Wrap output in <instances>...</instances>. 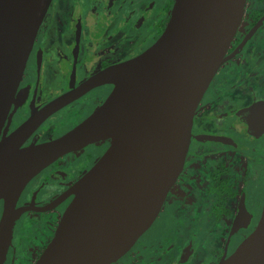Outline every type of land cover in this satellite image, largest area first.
Masks as SVG:
<instances>
[{
	"label": "flooded vegetation",
	"instance_id": "1",
	"mask_svg": "<svg viewBox=\"0 0 264 264\" xmlns=\"http://www.w3.org/2000/svg\"><path fill=\"white\" fill-rule=\"evenodd\" d=\"M175 1L52 0L0 143L55 99L150 49L165 32ZM226 57L197 108L184 168L160 214L113 264H219L257 228L264 210V0H247ZM113 89L95 86L47 116L22 147L62 137ZM68 116L76 119L69 127L63 124ZM110 145L101 141L71 152L26 185L6 264L37 262L74 200V185ZM3 210L0 199V220ZM27 227L38 230L31 242L20 238Z\"/></svg>",
	"mask_w": 264,
	"mask_h": 264
},
{
	"label": "water",
	"instance_id": "2",
	"mask_svg": "<svg viewBox=\"0 0 264 264\" xmlns=\"http://www.w3.org/2000/svg\"><path fill=\"white\" fill-rule=\"evenodd\" d=\"M52 0H0V131ZM247 0H176L146 52L91 77L48 104L0 143V264H6L26 185L61 157L111 141L73 187L74 200L35 264H113L160 214L187 158L197 108L227 60ZM106 101L62 137L22 147L43 120L95 86ZM219 264H264V210L257 228Z\"/></svg>",
	"mask_w": 264,
	"mask_h": 264
},
{
	"label": "rangeland",
	"instance_id": "3",
	"mask_svg": "<svg viewBox=\"0 0 264 264\" xmlns=\"http://www.w3.org/2000/svg\"><path fill=\"white\" fill-rule=\"evenodd\" d=\"M76 120V119H75ZM75 120H74V117L73 116H68L67 117V119L64 121V125H66V126H71L72 124L74 125L75 123ZM162 227V223H160L159 224V228H161ZM37 228H25V230L24 229H21L20 230V238H22V240H25V241H28V242H31L30 240H35L36 238H37V231L38 230H36ZM28 239V240H27ZM31 246H32V244H31ZM23 255V257L24 256H26V254L24 253V254H22Z\"/></svg>",
	"mask_w": 264,
	"mask_h": 264
}]
</instances>
